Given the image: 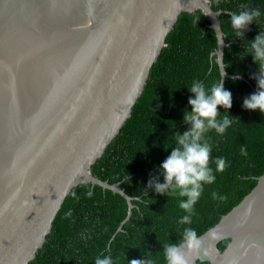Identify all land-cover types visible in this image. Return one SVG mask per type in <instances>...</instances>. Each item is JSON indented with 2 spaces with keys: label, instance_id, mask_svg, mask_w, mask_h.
Here are the masks:
<instances>
[{
  "label": "water",
  "instance_id": "obj_1",
  "mask_svg": "<svg viewBox=\"0 0 264 264\" xmlns=\"http://www.w3.org/2000/svg\"><path fill=\"white\" fill-rule=\"evenodd\" d=\"M198 10L224 64L229 42L210 0H0V264L34 259L79 184L126 200L121 230L135 197L91 167L131 116L179 15ZM223 71V87L242 78ZM198 236L188 264H264V169Z\"/></svg>",
  "mask_w": 264,
  "mask_h": 264
},
{
  "label": "trees",
  "instance_id": "obj_2",
  "mask_svg": "<svg viewBox=\"0 0 264 264\" xmlns=\"http://www.w3.org/2000/svg\"><path fill=\"white\" fill-rule=\"evenodd\" d=\"M210 2L213 10L222 11L217 18L229 42L224 47L225 70L242 78H225L223 88L232 93V107L218 106L217 119L227 113L231 125L223 135L215 130L205 134L204 139L212 146L209 167L216 180L204 185L192 223H178L187 214L179 208V200L186 198L145 190L153 176L164 183L160 166L177 146L175 134L190 130L183 118L185 111H192L188 103L189 98H195L189 91L192 82L201 81L206 90L220 82L216 59H210L217 48L216 36L200 10L179 15L131 116L91 167L94 176L109 183L120 182V188L135 197L121 230L117 228L127 215L126 200L98 185L79 184L66 196L42 247L28 264H95L98 256L109 255L113 264L146 258L153 264H167L164 245L181 243L188 227L200 235L254 187L264 169V114L244 108L243 101L259 90L253 78L259 64L251 55L250 42L264 34V0ZM245 6L258 9L260 16L238 37L228 13H239ZM242 146L247 148V156L241 155ZM218 157L228 162L223 172L215 170ZM213 191L227 199H213Z\"/></svg>",
  "mask_w": 264,
  "mask_h": 264
},
{
  "label": "clouds",
  "instance_id": "obj_3",
  "mask_svg": "<svg viewBox=\"0 0 264 264\" xmlns=\"http://www.w3.org/2000/svg\"><path fill=\"white\" fill-rule=\"evenodd\" d=\"M230 16L231 27L237 30L238 37L243 36V30L260 16V11L256 8L245 6V10L239 13H228ZM222 36L221 34H218ZM223 39V38H222ZM222 39L220 43L222 42ZM250 48L254 62L259 64V72L254 75L257 80L258 91L250 95L243 101V107L249 110H259L264 114V34L256 36L255 40L250 42ZM215 58L222 76L226 75L223 71L225 65L222 63V54L218 51L210 54V59ZM238 77H233L237 79ZM189 89V88H188ZM195 98H189L188 103L192 111H185L184 122L190 124V130L183 134L176 133V147L171 151V155L161 164V174L164 177V183H159V177L153 176L148 181V190H154L158 194H167L179 196L186 199L179 200V208L186 212L178 223L190 225L192 223L193 209L204 191L205 184H213L216 176L213 169L209 167L210 153L212 146L204 139L205 134L210 130L223 135L226 129L231 125L230 116L225 113L222 119H217L220 115L218 106L225 109L232 107V93L225 90L222 86V80L206 90L205 85L198 80H194L189 89ZM241 155L247 156V148L242 146ZM216 172H223L228 167V162L223 157L215 159ZM89 197L93 195L91 191L87 193ZM213 199L224 201L226 196L212 192ZM139 199V197H138ZM70 214V213H69ZM219 234L211 230L209 239L215 241ZM203 240L191 227L185 228L183 234V244H166L163 251L167 264H188L185 250L189 252L198 251L202 247ZM95 264H113L112 257L98 256ZM130 264H153L152 260L133 259Z\"/></svg>",
  "mask_w": 264,
  "mask_h": 264
}]
</instances>
